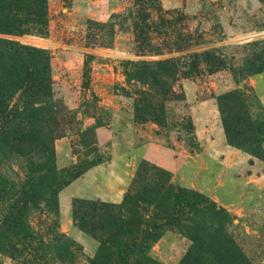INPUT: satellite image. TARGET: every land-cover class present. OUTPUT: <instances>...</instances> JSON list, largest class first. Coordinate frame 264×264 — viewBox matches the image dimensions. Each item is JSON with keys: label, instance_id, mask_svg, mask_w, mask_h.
Masks as SVG:
<instances>
[{"label": "rangeland", "instance_id": "374dc122", "mask_svg": "<svg viewBox=\"0 0 264 264\" xmlns=\"http://www.w3.org/2000/svg\"><path fill=\"white\" fill-rule=\"evenodd\" d=\"M261 73L264 0H0V264H91L76 200L122 203L99 189L131 160L153 264H264ZM167 179L226 212L175 215Z\"/></svg>", "mask_w": 264, "mask_h": 264}, {"label": "trees", "instance_id": "16d2710c", "mask_svg": "<svg viewBox=\"0 0 264 264\" xmlns=\"http://www.w3.org/2000/svg\"><path fill=\"white\" fill-rule=\"evenodd\" d=\"M47 20V11L44 8H41L37 13V23L42 25L44 28L46 27ZM142 20H145L143 18ZM36 28V27H34ZM144 164L141 165V169ZM78 175V174H77ZM170 179L166 180V185L162 186L157 193V198L161 196L164 192L168 193V195H172V184H169ZM169 187H168V186ZM180 192L175 193L174 196L177 198L175 203H171L170 206L173 207L169 210H173L174 214L177 212L179 215L183 214L182 217L185 218V215L209 211L215 216H220L225 213V209L215 202H211L210 200L203 201V196L197 195L192 191H183L179 189ZM186 196V197H184ZM141 197L135 196L133 191H129V193L124 197V201L120 204L111 203V202H103L99 200H82L77 199L74 207V218L82 228L87 233L92 234L96 239L101 242L99 255H97L92 261L91 264H125L128 261L130 254H136L133 257L131 262L135 261L136 264H153L155 261L151 258L150 255V247H142L138 244L141 240L142 233L133 230L130 224V214L132 209L135 210V216L140 218L141 223L144 220V212L146 209L143 207V203H141ZM198 199H201L199 203ZM156 200V199H155ZM185 201V203H183ZM180 208V209H179ZM187 208L188 213H183L182 209ZM176 215V214H175ZM101 218L104 219L107 226L105 229L106 234L109 235L110 238L101 239L96 234V224L95 220ZM190 218V217H189ZM13 221L9 219V222ZM18 219L12 222L13 226L19 224L17 223ZM93 221V222H92ZM190 226H186L188 228L189 235L194 238V221L185 220ZM192 224V225H191ZM141 225V224H140ZM136 232H138L136 235ZM106 236V235H105ZM118 241H114L115 239ZM159 239L158 236H154L153 240ZM228 241L234 247L235 253H242V251L235 246L234 241L228 236ZM122 246V247H121ZM137 252V253H135ZM104 256L103 262L101 261V256ZM243 256V254H241ZM193 257V251H190L185 257V261L183 264H191L190 261ZM245 257V255H244ZM241 264H252L249 260H245Z\"/></svg>", "mask_w": 264, "mask_h": 264}, {"label": "crops", "instance_id": "0c3cea01", "mask_svg": "<svg viewBox=\"0 0 264 264\" xmlns=\"http://www.w3.org/2000/svg\"><path fill=\"white\" fill-rule=\"evenodd\" d=\"M264 73L258 74L256 76V84H257V91L260 92L259 86H258V77H262ZM260 98L262 96L259 94ZM228 151V150H227ZM137 160V158H136ZM132 162V163H131ZM128 162L125 164L124 167L119 169L118 167H115L114 165L111 166V174L106 177L103 180V185L100 186L99 193L100 196L103 197L106 200L114 201V202H120L124 199L125 193L123 190L128 189L129 185L131 184V181L134 176L135 167H136V161ZM109 168L105 165H99L93 169H91L87 176H93V177H99L104 176L102 173L103 171H107ZM101 172V173H100ZM100 174V175H99ZM101 179V178H100ZM107 185H110V190H106L104 187Z\"/></svg>", "mask_w": 264, "mask_h": 264}]
</instances>
